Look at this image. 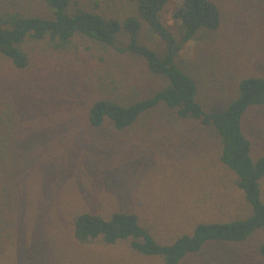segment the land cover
<instances>
[{
  "label": "rangeland",
  "instance_id": "obj_1",
  "mask_svg": "<svg viewBox=\"0 0 264 264\" xmlns=\"http://www.w3.org/2000/svg\"><path fill=\"white\" fill-rule=\"evenodd\" d=\"M222 1L225 10L221 30L199 33L183 44L178 58L198 82L199 100L207 111L225 110L235 97L241 77L264 76V0ZM4 2L27 13L48 15L42 0ZM176 7L177 0H172L162 20L182 42V29L173 18ZM147 29H143L141 40L161 52L162 43ZM125 40L121 37L120 43ZM76 43L75 54L80 60L69 67L63 66L61 55H39L40 51L36 53L43 59L42 66L34 61L25 71L0 60V81L31 84L33 78H44L45 96L39 97L35 106L53 112L44 114V123L38 126H51L44 136L53 145L50 155H54V162L61 165L58 174L66 175L62 185L69 181L64 202L79 204L95 198L134 211L162 243L191 232L198 222L230 221L244 213L243 195L218 162L213 130L204 133L202 139L198 124L171 120L165 111L154 112L121 132L109 124L93 130L83 120L63 123L73 112H57L68 102L75 103V111L85 112L95 98L130 104L161 86V80L149 73L142 58L120 54L88 39L79 38ZM40 68L42 75L38 73ZM46 97L52 101H46ZM9 124L12 132L22 130ZM191 128L193 132L198 129V133L192 138L195 142L187 145L185 137ZM244 128L252 141L253 157L264 155V107L246 113ZM153 134L165 143H158ZM171 142L177 144L174 149L164 147ZM261 189L264 201V179ZM65 227L61 231L52 220H31L21 234L19 231L8 236L7 231L6 237H0V264H162L159 257L134 254L127 243L115 247L98 241L79 244ZM18 235H26V252L20 248L21 258L14 245L20 240ZM263 240L261 231L243 244H212L185 264H264L257 253Z\"/></svg>",
  "mask_w": 264,
  "mask_h": 264
},
{
  "label": "trees",
  "instance_id": "obj_2",
  "mask_svg": "<svg viewBox=\"0 0 264 264\" xmlns=\"http://www.w3.org/2000/svg\"><path fill=\"white\" fill-rule=\"evenodd\" d=\"M42 1L47 16L24 12L0 0V60L25 71L34 61L41 65L43 59L39 55L49 52L61 55L63 66L69 67L80 60L75 54L79 38L142 58L149 73L161 80V86L152 94L130 104L101 96L93 99L85 112L75 111V103L68 102L57 112H73L63 123L83 120L93 130L109 124L121 132L154 112L165 111L172 116L171 120L198 124L202 139L204 133L213 130L218 162L231 174L246 209L230 221L198 222L191 232L162 243L134 211L95 198L79 204L64 202L69 181L62 185L66 175L58 174L62 172L61 165L54 162V155H50L53 145L44 136L51 126L47 129L38 126L44 123L41 121L44 114L53 112L35 106L36 100L45 96L44 78L40 76L33 78L31 84L0 81V237H6L7 231L8 236L19 231L21 234L31 220H52L61 231L66 226L72 240L82 245L98 241L115 247L127 243L134 254L159 257L162 264H185L212 244L239 245L264 231L261 189L264 155L253 157L252 141L244 128L246 113L264 107V76L241 77L227 108L207 111L199 100L198 82L178 62L184 43L193 41L201 32L221 30L223 1L177 0L173 18L182 29V42L162 20L163 11L172 0ZM145 27L162 43L161 52L141 40ZM123 36L126 40L120 43ZM42 72L40 68L38 73L42 75ZM46 101L52 100L46 97ZM9 122L22 130L12 132ZM161 122L159 119L158 123ZM192 129L185 137L187 145H191L189 141L195 142L192 138L198 133V129L195 132ZM153 136L158 143H165ZM176 145L171 142L164 147L174 149ZM18 236L20 240L14 245L21 258L22 252H26L23 246L26 235ZM257 253L264 259V240L258 245Z\"/></svg>",
  "mask_w": 264,
  "mask_h": 264
}]
</instances>
